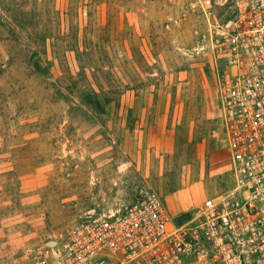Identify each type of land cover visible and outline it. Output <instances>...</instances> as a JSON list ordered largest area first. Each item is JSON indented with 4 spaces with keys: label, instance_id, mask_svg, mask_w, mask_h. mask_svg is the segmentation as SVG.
I'll list each match as a JSON object with an SVG mask.
<instances>
[{
    "label": "rangeland",
    "instance_id": "rangeland-1",
    "mask_svg": "<svg viewBox=\"0 0 264 264\" xmlns=\"http://www.w3.org/2000/svg\"><path fill=\"white\" fill-rule=\"evenodd\" d=\"M196 1L0 0V264L140 187L176 225L231 187ZM85 89L113 98L105 113Z\"/></svg>",
    "mask_w": 264,
    "mask_h": 264
},
{
    "label": "built area",
    "instance_id": "built-area-1",
    "mask_svg": "<svg viewBox=\"0 0 264 264\" xmlns=\"http://www.w3.org/2000/svg\"><path fill=\"white\" fill-rule=\"evenodd\" d=\"M196 3L204 18L197 48L214 70L231 187L181 225L157 192L140 187L122 209L85 214L24 264H264V0Z\"/></svg>",
    "mask_w": 264,
    "mask_h": 264
},
{
    "label": "trees",
    "instance_id": "trees-1",
    "mask_svg": "<svg viewBox=\"0 0 264 264\" xmlns=\"http://www.w3.org/2000/svg\"><path fill=\"white\" fill-rule=\"evenodd\" d=\"M33 64L32 67L34 69L38 68L39 65V56L36 54V57L33 56ZM87 89L82 90L78 93V98L80 99V101L85 104V105H89L93 111L97 112V113H105L109 107V105L111 104V102L113 101V98L110 96H107L108 94L104 93V91L102 92H94L91 90L86 91ZM128 129H131L129 126H127Z\"/></svg>",
    "mask_w": 264,
    "mask_h": 264
},
{
    "label": "water",
    "instance_id": "water-1",
    "mask_svg": "<svg viewBox=\"0 0 264 264\" xmlns=\"http://www.w3.org/2000/svg\"><path fill=\"white\" fill-rule=\"evenodd\" d=\"M52 243V242H51Z\"/></svg>",
    "mask_w": 264,
    "mask_h": 264
}]
</instances>
